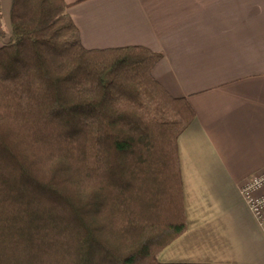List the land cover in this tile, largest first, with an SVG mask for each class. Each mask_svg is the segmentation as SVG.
Listing matches in <instances>:
<instances>
[{
    "label": "trees",
    "instance_id": "16d2710c",
    "mask_svg": "<svg viewBox=\"0 0 264 264\" xmlns=\"http://www.w3.org/2000/svg\"><path fill=\"white\" fill-rule=\"evenodd\" d=\"M64 0H11L0 45V264L162 263L186 231L161 53L86 48Z\"/></svg>",
    "mask_w": 264,
    "mask_h": 264
},
{
    "label": "crops",
    "instance_id": "0c3cea01",
    "mask_svg": "<svg viewBox=\"0 0 264 264\" xmlns=\"http://www.w3.org/2000/svg\"><path fill=\"white\" fill-rule=\"evenodd\" d=\"M64 1L84 47L160 52L153 76L194 109L177 138L187 227L158 261L264 264V229L240 192L264 170V0ZM10 5L0 0V45Z\"/></svg>",
    "mask_w": 264,
    "mask_h": 264
},
{
    "label": "built area",
    "instance_id": "2783aa9c",
    "mask_svg": "<svg viewBox=\"0 0 264 264\" xmlns=\"http://www.w3.org/2000/svg\"><path fill=\"white\" fill-rule=\"evenodd\" d=\"M263 188L264 170H261L242 184L240 192L258 223L264 229V193H261Z\"/></svg>",
    "mask_w": 264,
    "mask_h": 264
},
{
    "label": "rangeland",
    "instance_id": "374dc122",
    "mask_svg": "<svg viewBox=\"0 0 264 264\" xmlns=\"http://www.w3.org/2000/svg\"><path fill=\"white\" fill-rule=\"evenodd\" d=\"M262 192L264 193V189H263V190H261V193H262Z\"/></svg>",
    "mask_w": 264,
    "mask_h": 264
}]
</instances>
